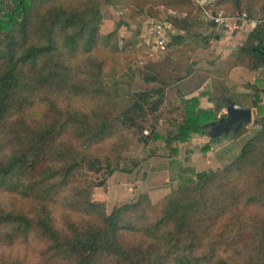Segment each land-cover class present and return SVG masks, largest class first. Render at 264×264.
I'll return each instance as SVG.
<instances>
[{
    "label": "trees",
    "instance_id": "trees-1",
    "mask_svg": "<svg viewBox=\"0 0 264 264\" xmlns=\"http://www.w3.org/2000/svg\"><path fill=\"white\" fill-rule=\"evenodd\" d=\"M8 1L10 9L0 17V249L27 246L34 238L40 244L35 264H264V112L257 104L258 128L234 159L195 180L180 178L157 203L142 194L106 215L79 177L84 168L108 175L119 170L120 132L145 117V105L157 112L166 87L139 95V105L120 82L104 83L105 60L93 53L102 50L115 60L121 52L114 34L100 33L101 6L140 13L161 6L178 15L167 21L190 36L202 26L192 0ZM213 9L253 19L257 10L264 13V0H214ZM181 42L179 36L171 47ZM262 47L264 22L250 31L235 65L263 68ZM262 84L257 79L253 88ZM200 95L213 109H199L198 98L181 99L171 111L177 116L167 120L171 129L164 137L151 133L150 140H163L176 155L174 146L217 121L228 101L240 106L223 71L211 74ZM59 96L85 103L62 108ZM245 126L233 136H243ZM107 147L109 153L100 155ZM13 195L30 209L5 204ZM0 264L21 262L0 254Z\"/></svg>",
    "mask_w": 264,
    "mask_h": 264
},
{
    "label": "rangeland",
    "instance_id": "rangeland-1",
    "mask_svg": "<svg viewBox=\"0 0 264 264\" xmlns=\"http://www.w3.org/2000/svg\"><path fill=\"white\" fill-rule=\"evenodd\" d=\"M100 12L102 16L100 25L101 35L114 34L116 38L115 42L118 43L119 51L121 52L115 55V60L112 58L106 59L107 53L102 50L93 53L92 56L97 55L96 57L105 60L104 83L108 85L114 84V81L120 82V86L126 89L128 88L130 93L135 95L129 100L139 103V105L142 103L141 99L138 97L139 95L152 89L164 88V84L166 85L162 98V105L158 111L151 113L150 107L145 105V117L142 119H134L132 122L128 121V125L120 132L123 138V145L121 143L120 145L122 146H119V149L122 150L118 162L119 170L108 175L107 171L104 170L96 173L89 172L84 168L79 173V177L84 179L88 186L90 200L95 203L104 214L109 215L115 208L125 204L135 203L140 195H146V188L142 189V175H144V172H147L149 169L148 164L151 162L150 160L142 158V151L146 146L142 141L144 137L149 138L151 133L154 132L164 134L167 129L164 126H160L159 122L162 120V123L166 124L167 120L169 121V119L177 116L174 112L173 114L171 113L173 107H175V103L170 102L168 97L165 96L166 89L175 81L176 77H178V73L174 69H178L184 75L187 70L194 68V64H203L206 67L213 65L218 50L216 47L222 33L219 31V27L216 26L215 28H211L208 22L201 18V28L195 27L190 36L182 33V42L177 46L171 47L165 57L159 59L149 58L146 61L147 64L139 65L138 63L139 60H141V55L134 52L133 43L136 41L137 31L141 23L148 20L167 21L168 18L178 15L158 5L148 6L140 13L131 6L111 7L103 4L100 8ZM258 18H264V16L257 10L256 13L254 12L253 14V19ZM193 35L196 37H192ZM114 62L118 63L120 66H114ZM124 75H127V77H124ZM150 77H154L156 80L151 81ZM58 98L63 100L62 108H66L68 107L67 105H70L71 108L81 109L83 103H85V101L80 99L69 100V102L66 98L61 96ZM158 99V96H154L152 101H157ZM176 104L179 106L180 102L178 101ZM129 117L133 118L134 116ZM253 117L252 122L245 126L243 137L240 136L242 137V146L244 142L254 134L258 127L254 123L255 116ZM119 123H122V119L119 120ZM102 153H104V155L109 153V147L101 150L100 155H102ZM210 171L211 170H208L207 172ZM121 182L125 183V185L122 186ZM121 189L124 190L127 195L122 196L124 198H117L116 192L120 193L122 191ZM148 198L151 203H157L160 200L158 196H152V198L148 196ZM11 203H13V206L16 208L30 209L28 201L21 199L20 196L15 197L13 195L10 198L6 197L5 204ZM54 207V215L59 219L62 208L59 207V205ZM33 239L34 238L31 239L32 241H30V244H27V246L14 245L13 247L1 248L0 254L11 262L20 261L21 264H35L36 261L39 260L38 251L40 249V244Z\"/></svg>",
    "mask_w": 264,
    "mask_h": 264
},
{
    "label": "crops",
    "instance_id": "crops-1",
    "mask_svg": "<svg viewBox=\"0 0 264 264\" xmlns=\"http://www.w3.org/2000/svg\"><path fill=\"white\" fill-rule=\"evenodd\" d=\"M9 9V1L0 0V17ZM209 26L216 27L212 24ZM219 31L222 35L216 47L218 50L214 64L210 67L194 64V68L187 70L184 75L178 69H174L178 77L166 89L165 96L170 102L175 103L176 107L178 106L176 102H180L181 99L198 98L199 109L211 110L213 104L208 96L200 94L209 89L211 74L223 71L226 74V85L233 93L240 96V106L251 109L252 118L253 116L256 118L257 107L264 112V70L261 68L258 71H250L235 65L238 49L246 41L251 29L245 27L233 33ZM257 79L263 84L254 89L253 86ZM226 107L220 111L217 120L226 116ZM162 122V120L159 122L160 126H164L167 130L171 129L168 123L163 124ZM167 130L164 134L156 133L164 137ZM212 130L204 125L202 133L192 135L183 144H176L174 146L177 151L176 155L170 153L161 139L144 143L146 146L142 151V158L151 162L148 164L147 172L142 175V189L146 188V195L150 198L158 196V199H161L177 188L180 178L195 180L197 174L220 169L239 154L243 136L235 138L233 133L213 136ZM184 169H190L191 173L183 174ZM121 185L124 186L125 183L121 182ZM116 194L117 198H124L122 196L127 195L124 190Z\"/></svg>",
    "mask_w": 264,
    "mask_h": 264
},
{
    "label": "built area",
    "instance_id": "built-area-1",
    "mask_svg": "<svg viewBox=\"0 0 264 264\" xmlns=\"http://www.w3.org/2000/svg\"><path fill=\"white\" fill-rule=\"evenodd\" d=\"M195 7L200 10V16L206 22L219 27L225 32L241 31L245 27L254 29L264 22V18L252 19L246 14H227L213 9L214 0H192ZM168 21L148 20L141 23L133 50L141 55L139 65L147 64L149 58H163L169 52L175 39L182 36ZM264 70V66H263Z\"/></svg>",
    "mask_w": 264,
    "mask_h": 264
},
{
    "label": "water",
    "instance_id": "water-1",
    "mask_svg": "<svg viewBox=\"0 0 264 264\" xmlns=\"http://www.w3.org/2000/svg\"><path fill=\"white\" fill-rule=\"evenodd\" d=\"M264 50V47H262ZM134 106L139 107L138 104ZM252 122V111L249 108L238 106L231 101L227 102L226 116L206 126L213 129V136L234 133L241 126Z\"/></svg>",
    "mask_w": 264,
    "mask_h": 264
}]
</instances>
